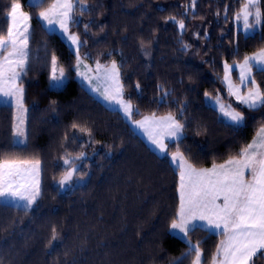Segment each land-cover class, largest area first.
<instances>
[{
    "label": "trees",
    "instance_id": "trees-1",
    "mask_svg": "<svg viewBox=\"0 0 264 264\" xmlns=\"http://www.w3.org/2000/svg\"><path fill=\"white\" fill-rule=\"evenodd\" d=\"M9 2L0 0V35L7 31ZM19 2L32 15L20 81L27 142L15 144V110L0 104V157L39 160L41 196L28 211L0 200V264H191L194 252L188 255V244L170 230L179 205V172L170 160L177 142L168 143L167 155L157 154L119 111L80 83L76 54L43 26L41 8ZM242 2L196 0L193 7L192 0H84L86 8L81 14L77 4L70 31L80 37L79 54L90 65L115 61L135 121L172 113L185 125L180 151L195 167H211L236 155L264 126V109L237 105L246 123L227 126L204 95L227 101L224 62H241L264 47V29L254 38L238 30L234 15ZM50 3L43 0L42 7ZM53 55L68 80L62 90L51 87ZM254 76L264 88V74L254 70ZM81 152L74 179L87 181L63 193L58 181L64 157ZM189 239L199 243L203 264H211L222 237L197 228Z\"/></svg>",
    "mask_w": 264,
    "mask_h": 264
},
{
    "label": "snow or ice",
    "instance_id": "snow-or-ice-1",
    "mask_svg": "<svg viewBox=\"0 0 264 264\" xmlns=\"http://www.w3.org/2000/svg\"><path fill=\"white\" fill-rule=\"evenodd\" d=\"M77 4L83 14L86 8L84 0H52L47 7H42V0H34L32 6L41 8L38 17L48 31H55L58 26L76 46L77 74L91 84L93 77L88 72H80V37L69 30ZM195 4L196 0H192L193 7ZM4 10L8 26L6 34L0 35V96L7 98L5 102L11 103L15 109L14 135L26 139L24 123L27 110L20 81L27 70L31 17L22 10L19 0H10ZM225 11L227 13V7ZM234 18L238 27L242 24L245 37L254 38L258 27L264 29V0H243ZM170 19L175 21V17ZM176 23L180 29H184L183 20ZM87 28L88 25H85ZM236 51H239L238 47ZM84 67L88 69L87 65ZM223 68V82L228 94L250 111L264 109V88L257 83L253 74L254 70L264 74V47L251 55L246 54L235 65L225 61ZM234 68L239 71L238 84L232 80ZM95 72V79L103 84V90L98 86L93 91L109 103L118 104L131 120L133 107L130 101L123 98V85L115 61L110 66L97 61ZM50 79L53 88L61 87L64 81V69L58 67L55 55L51 58ZM139 87L137 84L136 88ZM204 95L209 97L208 92ZM215 104L227 126L239 129L246 123L244 113L230 104L225 105L219 96L215 98ZM133 123L145 132L161 153L168 151L166 141L177 142L171 158L179 169V205L171 220L170 230L186 241L188 255L194 252L191 264H201L199 243L192 245L189 239L190 233L197 228L214 230L216 235L222 237L211 258V264H257L258 260H264V126L258 129L250 143L241 147L236 155L230 156L224 163L214 162L211 167L197 168L179 149L185 125L172 113L160 117L153 113ZM72 127L77 128V125L73 124ZM80 130L86 131L84 128ZM83 156V152L76 157L66 154V167L58 181L61 188L71 185L77 173L76 161ZM39 173V160L0 157V199L5 200L6 205L30 210L41 196ZM52 232V238L56 239L55 228ZM177 264H183V261L178 260Z\"/></svg>",
    "mask_w": 264,
    "mask_h": 264
},
{
    "label": "rangeland",
    "instance_id": "rangeland-1",
    "mask_svg": "<svg viewBox=\"0 0 264 264\" xmlns=\"http://www.w3.org/2000/svg\"><path fill=\"white\" fill-rule=\"evenodd\" d=\"M42 2H43V0H42ZM28 3L30 4V5H33V3H34V0H28ZM22 6V5H21ZM22 10L23 11H25L24 9H23V7H22ZM25 12H27V11H25ZM29 13V12H28ZM29 15H30V17H31V19H30V29H31V24H32V15H31V13H29ZM38 19H39V17H38ZM40 20V19H39ZM41 21V23L43 24V26L45 27V25H44V22L42 21V20H40ZM237 27H238V25H237ZM46 28V27H45ZM30 29H29V35H30ZM70 30V29H69ZM238 30L239 31H241V32H243L244 33V31H243V27H242V24L238 27ZM259 30V27L256 29V31H255V33L257 32ZM49 32H52V33H56V34H58L65 42H66V44L70 47V49L76 54V51H77V49H76V46L75 45H73L72 43H71V41L67 38V36H65L61 31H60V29L58 28V26L55 28V31H49ZM71 32V31H70ZM72 33V32H71ZM244 35H245V33H244ZM80 47H81V45H80ZM80 47H79V49H80ZM80 55V54H79ZM80 57H81V60H82V64H81V66H80V72L81 73H84V72H88V74L90 75V76H92L93 77V80H92V83L91 84H89V82L87 81V80H85L81 75H78L77 74V79L80 81V83H82V85L91 93V94H93L94 96H95V98L96 99H98L101 103H103L106 107H108L109 109H111V110H114V111H119L123 116H124V118L127 120V122L130 124V126L132 127V129L136 132V133H138L148 144H149V146L157 153V154H159L160 156H165V155H167V153H161L156 147H155V145H153L152 143H151V141L148 139V136L145 134V132L142 130V129H140V128H138V127H136L135 126V124L133 123V121H135L133 118H131V120L128 118V117H126L125 116V114H124V112L120 109V106L118 105V104H115V103H109L108 101H106V100H104L103 99V97L98 93V92H96V91H93V89L94 88H96V87H100L101 88V91L103 90V84L101 83V82H98L96 79H95V77H96V72H95V68H96V64L94 65V66H92V65H90L81 55H80ZM100 64H102V63H100ZM58 65V64H57ZM77 65V64H76ZM84 65H87L88 66V69H86L85 67H84ZM102 65H104V64H102ZM117 65V64H116ZM231 65H235V64H231ZM59 67V66H58ZM89 69H91V71H89ZM235 72L237 73V76H238V80H239V71L237 70V69H235L234 68V70H233V72H232V80H233V82L234 83H236V84H238L239 83V81H236V79H235ZM76 73H77V67H76ZM254 74V73H253ZM119 77H120V82H121V74H120V70H119ZM67 77H66V75H65V73H64V81H63V84H62V86L61 87H59V88H53V89H55V90H62L65 86H66V84H67ZM52 83V82H51ZM122 84V83H121ZM223 84H224V87H225V91H226V94L228 95V100L227 101H222L225 105H231L232 107H233V105H237V106H243V107H246V106H244V105H241V104H239V102L235 99V97H233V96H230L229 94H228V89H227V86L225 85V83L223 82ZM123 98H124V93H123ZM6 99L7 98H5V97H2V96H0V103H5V104H10L11 105V103H6L5 101H6ZM125 99V98H124ZM126 100V99H125ZM206 100H207V103L209 104V105H211L213 108H215L218 112H219V110H218V107L216 106V104H215V98L214 97H211V96H209V97H207L206 98ZM12 106V105H11ZM24 107H25V109L27 110V108H26V106H25V104H24ZM132 107H133V105H132ZM234 108V107H233ZM15 110V109H14ZM238 111V110H237ZM133 113H134V108H133ZM219 114H220V112H219ZM221 115V114H220ZM133 116V115H132ZM27 117H28V110L26 111V113H25V123H24V130H25V134H26V127H27ZM183 137V135L181 136V138ZM180 138V139H181ZM24 138H21V137H17V136H15V142L16 143H19L20 141H22ZM26 139H27V137H26ZM25 139V140H26ZM170 142H176V141H174V140H168V141H166V143H170ZM23 143V142H22ZM170 158H171V155H170ZM186 158V157H185ZM171 163H172V165L174 166V168L175 169H177L178 170V172H179V169L177 168V165H176V163H174L173 161H172V158H171ZM39 180H40V187H41V162H40V173H39ZM86 181L87 180H84V179H74L73 178V182L71 183V185H69V186H66L65 188H61V192H63V193H68V192H70L74 187H76V186H81V185H84L85 183H86ZM3 203H6L5 202V200H3V199H0ZM35 205V204H34ZM33 205V206H34ZM20 208H22V207H20ZM208 231H210V232H213V233H215V231L214 230H208ZM171 233L174 235V236H176V237H178V238H180V239H182L183 241H185L183 238H182V236L181 235H177V234H175V233H173L172 231H171ZM186 242V241H185ZM192 245H194V244H192ZM202 252V251H201ZM201 264H203V254H202V258H201Z\"/></svg>",
    "mask_w": 264,
    "mask_h": 264
},
{
    "label": "crops",
    "instance_id": "crops-1",
    "mask_svg": "<svg viewBox=\"0 0 264 264\" xmlns=\"http://www.w3.org/2000/svg\"><path fill=\"white\" fill-rule=\"evenodd\" d=\"M0 104H3V105H10V104H5V103H0ZM26 137H27V134H26ZM14 142H15V136H14ZM23 142V143H22ZM26 142H27V139L25 140V138L22 140V141H20L19 143H16L15 142V144H17V145H25L26 144ZM170 160H171V158H170ZM41 175H42V166H41ZM42 178V177H41ZM41 188V187H40ZM39 199V198H38Z\"/></svg>",
    "mask_w": 264,
    "mask_h": 264
}]
</instances>
